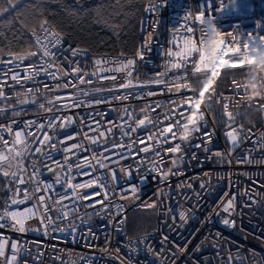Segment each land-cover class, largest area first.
<instances>
[{"label":"built area","instance_id":"2783aa9c","mask_svg":"<svg viewBox=\"0 0 264 264\" xmlns=\"http://www.w3.org/2000/svg\"><path fill=\"white\" fill-rule=\"evenodd\" d=\"M211 5V7H209ZM221 7L223 10L221 11ZM201 11L205 14V19L213 18L216 27L221 31L222 36L227 42L233 35L239 34L238 39H264V0H152L149 1L144 9L145 16L140 24L139 41L137 51L143 50L145 58L140 60L134 56H116L109 54L92 55L89 51L76 47L68 43L63 37L58 48H53L58 59L56 63L62 68L67 69L72 59L78 60L91 73L94 67V60L100 57H107L111 60L116 59H134L136 60L135 72L133 73L134 82L139 80L142 85L132 88H116V85L124 82L123 72H101V79L91 76V84L78 85L91 94L83 96L75 88H62L66 79L63 71L57 73L59 79H53L45 75L43 70L35 77L34 81L24 83L23 88L15 81L8 80V84L13 87H4V92L10 97L7 101L0 100V106L4 104L14 105V109H9L4 114H0V124H12L14 130H19L26 121H36L37 124H48L52 117L63 120L71 117L73 123L66 129L68 133L75 136V139L68 140L65 129H45L52 135L56 134V140H65L66 144H57L58 148H64L73 144L80 143L83 149H74L72 159L68 161L75 164L77 161L83 162L91 159L94 154L103 153L105 159L102 162L109 165V169L115 170L120 178V183L125 187L129 183H139V173L133 172L131 182L121 171L122 167L131 165L135 168L139 157L130 156L128 159L120 160L118 153H125L126 149L112 148L113 145L121 143H130L128 136L121 133L119 125L127 120L121 119L125 108L134 112L136 119L144 117L142 108L161 105L155 112L148 114L152 118H158L166 112L170 101L190 95L186 90L179 92L168 91L165 84L146 83L150 78H157L171 81V78L183 70L171 69L165 77H159L158 74L165 71V64L169 60L166 56V49H174L173 35L180 26L183 35V17L190 13L194 32L188 34L197 44L200 45L204 26L195 22L194 18ZM51 25V24H50ZM52 26V25H51ZM53 27V26H52ZM54 28V27H53ZM56 30V29H55ZM153 34V41L150 48L145 43L147 41V32ZM38 34L43 37V33L37 28ZM28 37L35 45V37L30 31ZM72 49H81L84 53L79 57H71ZM136 51V52H137ZM7 60V56L0 57ZM198 54L193 53L191 59H197ZM226 58V57H225ZM37 60L32 57L31 60H24L23 66L14 71L19 72L21 77L25 75L24 67ZM69 61V62H66ZM115 67V65H113ZM13 68L10 64H0L7 75V70ZM239 70V71H238ZM52 71H55L53 69ZM226 71L222 70L221 72ZM247 66L243 68L227 69V72L221 74L217 79H225V87L216 91L215 94H230L233 92L232 80L235 78L241 85L244 84ZM187 79H196L191 73V65L187 70ZM116 75L117 80L103 79V77ZM39 89L29 96V100H35V103L18 105L17 100L23 99L25 89ZM103 89L96 92L95 89ZM108 89H113L109 91ZM240 91H244L242 87ZM21 93L17 97L16 93ZM152 92L153 95H147ZM131 93V95H128ZM118 95H127V99L117 100ZM198 95V93H197ZM56 97L65 99L55 100ZM70 97V98H69ZM48 100H54L55 104H48ZM85 101L80 107H74V101ZM96 100L102 101L95 103ZM90 102V103H89ZM44 103L46 108H52V112H47L38 107ZM70 105V107L57 110V105ZM210 105V106H209ZM224 101L216 103L215 99L208 104L201 106V111L205 113L206 122L202 124L201 131L211 134L210 143L207 142V136H201V133H195L191 139V144L201 143L200 148L187 146L183 152L172 155L179 157L183 155L184 162L179 167L181 175L170 176L168 178L170 187L162 184L160 187L159 178L155 181L151 176L145 184L141 185L136 196L128 199H120L114 196L107 211H103L105 205L96 203L91 207L94 201L103 200V192L100 188L93 186L91 188L80 189L81 195L95 194L91 198L84 200L66 199L63 205H67L69 215L67 218L57 220L60 216V208L50 201L51 211L49 215L55 221L54 227L63 231H48L45 234L40 218H33L26 223V227L37 229V231H27L20 233L13 231L8 227L0 228V236L8 239V246L5 249L6 255L0 258V264H5L8 256L11 254V243L16 241L18 245H23V250L17 254V264H129L131 257L132 264H264V109L259 105H264V99L255 101L252 105L245 104L242 97H236L229 102V109L234 121L229 120L225 113ZM199 104L196 108L198 109ZM16 110L20 115L12 116V111ZM192 117L189 121H192ZM99 122L98 131H105L106 137L101 138L96 130ZM130 123L132 121H129ZM237 127L241 131L238 140V146H233L227 136L230 130L229 125ZM111 127V134H107V129ZM151 127H141L137 133L131 134V140H135L138 135L143 136L151 132ZM35 131V129H33ZM95 137L99 143L91 144L89 139ZM5 139L11 141L13 136L8 133H2ZM199 137V139H197ZM56 140L53 142L55 143ZM184 145L180 140L177 141ZM155 143V141H153ZM143 144L136 143L133 146V152L143 147ZM171 144L166 147H171ZM208 151H204V148ZM105 148L108 151L105 152ZM193 152L196 158H192ZM221 153L220 156L215 153ZM152 153H140L139 156H151ZM55 159L63 161L62 152L53 151ZM251 163H247V160ZM244 160V163L239 161ZM29 158L25 159V165L29 163ZM95 163V161H93ZM179 164V160H178ZM146 167V166H145ZM165 169L171 167L170 163L164 165ZM109 169H100L96 166L93 175H107ZM141 172L144 169H140ZM30 172V170H29ZM92 172L90 168H84L82 172L74 174L76 176L73 183H86L92 179V175L86 173ZM43 181L53 182L54 174L44 171ZM190 185V187H189ZM203 185L204 187H201ZM16 185L10 182L5 198L0 205V210L5 207V201L9 200L12 192L9 188L15 189ZM21 188H31V184L20 185ZM119 190V185H117ZM56 190L63 192L60 185H56ZM69 192L71 190H68ZM167 192V195H165ZM41 195L45 193L41 192ZM138 197V198H137ZM235 197L234 210L229 213L223 211L224 205L229 199ZM52 199H57L52 196ZM155 201L153 208L145 207L146 204ZM32 204L28 201L20 205L22 210ZM116 205L122 206V211L116 214ZM16 207V206H13ZM169 209L172 211L170 212ZM155 211L156 222L154 228L137 235H131L128 230V215L134 211ZM185 212L188 219L187 223L180 220L179 214ZM175 217V223L171 217ZM210 218V221H208ZM228 218L235 222L234 227L226 226L222 220ZM123 220V223L120 221ZM0 223H3L0 221ZM183 225V226H180ZM219 233V237H217ZM165 236L167 240H165ZM107 248V251L104 249ZM119 248V252L115 250ZM135 248V251L131 249ZM185 249L180 251V249ZM197 248L199 250L197 251ZM111 253V256L109 255ZM231 256V260L229 259ZM122 257L123 259H117ZM240 257V259H237Z\"/></svg>","mask_w":264,"mask_h":264},{"label":"snow or ice","instance_id":"6c2138e0","mask_svg":"<svg viewBox=\"0 0 264 264\" xmlns=\"http://www.w3.org/2000/svg\"><path fill=\"white\" fill-rule=\"evenodd\" d=\"M18 0H6V6L0 7V16H3L4 13L14 9ZM211 7V5H209ZM223 10V7L220 9ZM190 13L186 14L183 17L185 22L183 25V35L180 34L181 27L179 26L176 29V32L173 35V44L174 49H166V56L169 60L165 64V71L159 73V77H165L169 70H183L182 72L176 73L171 81L157 78L152 80L151 78L146 82L156 83V84H165L168 88V91L179 92L181 89L186 90L190 95H185L178 97L170 101L171 107L163 113L161 116L157 114L158 118H152L148 113L155 112L158 108L162 106L156 104L154 106H148L142 108L144 112V117L141 119H136L134 112L129 111L128 108L124 109L123 116L121 117L124 120V117H127V120H124L122 125H119L121 128V133L124 136H128L130 143H121L119 145H113L112 148H121L126 149L127 154L118 153L120 159L116 160L115 163L119 164L120 160L128 159L130 156L139 157L137 160L135 168L131 165L122 167L121 171L124 173V176L128 178V181L131 182L133 177V172L139 173L140 180L139 183L131 184L125 187L124 184L120 183V178L115 170L109 169V165L103 163L105 159H111V157H105L103 153L94 154L91 159H86L83 162L77 161V163L70 164L68 161L72 159L74 155V149H83V145L80 143L73 144L71 146H66L64 148H58L57 144L64 143L65 140H56V134L53 132L52 135H49V132L45 129H56L57 124L59 128L65 129V134L68 140L75 139L71 133H68L66 129L71 126L73 120L71 117H66L63 120L52 117L48 124L44 123L37 124L36 121H26L24 126L19 130H14L12 124L17 123L15 120L12 121V124L3 125L0 124V175L4 177H9L10 182L16 185L15 189L9 188V191L12 192V196L9 200L5 201V207L0 210V228L8 227L13 231L24 233L27 231H37V229L26 227V223L33 218H40L41 224L45 234L48 231H56L62 229H56L54 227L55 221L49 215L51 208L49 207V201L57 206L63 205V201L66 199L72 200H84L91 198L93 195H101L100 192L95 194H84L81 195L80 189L91 188L96 186L100 188L103 192V200L94 201L91 207H95L96 203L104 204L105 201H109V204L105 205L103 211H107L108 207L113 206L111 201L114 196H119L120 199H128L130 197L136 196L137 192L140 190L141 185L145 184L148 180V177L151 176L152 180L155 181L159 178V183L156 185L160 187L162 184H166L170 187V182L168 178L170 176L181 175L182 172L179 171L180 165L184 162L183 155L176 157L172 154L176 153L177 150L183 152V148L191 146L192 148H200L201 143H204L201 140V143L191 144V140L182 146L181 143H178V137L182 129L188 127L186 121H189V118L192 117V121L198 124V127L194 129V133H201V136H207V142L211 141V134L201 131L202 124L206 122L205 113L201 111V106L208 104L209 101L215 99L216 103L224 101L225 113L228 116L229 120L234 121L235 117L233 114L228 111L229 102L236 97H242L245 94L244 91H240L243 87L241 83L233 78L232 88L233 92L230 94H215L217 77L221 76L222 70L227 69H236L243 68L247 65V53L249 50V44L254 39L240 40L238 39L239 34L233 35L231 32L228 33L230 39L225 41L224 37L221 34V31L216 33L213 38H209L210 34L207 31H203L202 36L204 39L200 40V45L197 46L196 42L188 35L194 32L192 23H189L191 20ZM195 22H198L199 25L204 26L205 14L201 11L194 18ZM40 32L43 33V37L38 34L37 28L33 27L31 29L32 35L35 37V45L28 46L24 51H13L9 49L7 52L3 48H0V57L7 56L8 59L4 60L0 58V64H10L13 65V68L7 70V75L3 69H0V100L7 101L10 99L8 95L4 92V87H13V85L8 84V80L15 81L17 84H20L23 88L24 83L28 81H34L35 77L40 74V70H43L45 75H49L53 79H59L57 75L58 72L63 71L65 77H71V79H66L64 84L60 87L62 88H75L79 94L83 96H89L91 93L81 89L78 85L91 84L93 81L90 78L91 76H96L97 79H101L99 73L101 72H123L124 73V82L116 85V88H132L144 86L139 80H135L133 73L135 72L136 60L134 59H116L111 60L107 57H100L94 60L93 71L90 73L87 68L83 66L82 63L78 62L76 59H72L66 62H69V67L67 69H62L57 63L56 60L58 57L56 53L52 51L53 48H58L61 44L62 33L55 30L50 25V22L46 18H41L38 25ZM260 37H256V40ZM153 41V34L151 31L147 32V41L145 42L150 48ZM71 57H79L83 55L81 49H72ZM197 53V59H191L192 54ZM36 57L37 60L33 61L30 65L24 67L25 75L21 77L19 72L14 71V69L21 68L23 66V61L26 59H31ZM136 57L140 60L145 58V52L143 50L136 52ZM226 57V58H225ZM115 65V67H113ZM191 65V73L196 79L188 80L187 79V70ZM55 69V71H52ZM103 79H112L117 80L116 75L106 76ZM246 79V75H245ZM197 85H200L198 88ZM244 88V87H243ZM109 91L113 89H108ZM34 91H39V89L28 88L23 92V99H18L17 104L23 105L27 103H35V100H29V96L33 94ZM96 92L103 91V89H95ZM198 93V95H197ZM207 94V95H206ZM128 95H131L129 93ZM147 95H153L152 92L147 93ZM16 96H21V93L17 92ZM70 98V97H69ZM127 95H118L115 97L117 100L127 99ZM65 99L62 97H56L55 100ZM102 101L96 100L95 103L99 104ZM48 104H55L54 100H48ZM85 101H74V107H80L85 104ZM90 103V102H89ZM199 104L198 109L196 108ZM210 106V105H209ZM38 107L44 111L52 112V108H46L44 103L38 105ZM57 110L61 108L70 107V105H57ZM260 108L264 109V105H259ZM14 105L4 104L0 106V114H4L9 109H14ZM12 116L20 115L16 110L12 111ZM129 121H132L131 123ZM97 131L99 128V122H97ZM141 127H151L153 130L146 135H138L135 140H131V134L137 133L138 129ZM230 130L226 133L229 140L233 146H238V140L241 135V131L237 127L229 125ZM35 129V131H33ZM107 134H111V127L107 130ZM8 133L13 136L11 141L5 139L2 133ZM98 135L101 138L106 137L105 131H98ZM85 138L89 139L91 144H98L99 141L95 137H88L85 133ZM199 139V137H197ZM56 140L54 143L53 141ZM155 141V143H153ZM136 143L143 144L144 146L137 149L136 152H133V146ZM171 144V147H166V145ZM204 151H208L205 147ZM53 151L62 152L64 154L63 161L55 159L53 156ZM108 151L105 148V152ZM151 156H139L140 153H149ZM215 155L220 156L221 153L217 152ZM29 158V163L25 165V159ZM192 158H196L195 152H193ZM179 160V164H178ZM95 161V163H93ZM244 163V160L239 161ZM251 163L249 159L246 161ZM170 163L171 172L168 174L167 179H165V169L164 165ZM99 165L100 169H109L107 175H93V172L96 170V166ZM146 166V167H145ZM84 168L92 169V172L86 173L87 175H92V179L86 183H73L76 176V173L82 172ZM144 169L143 172L140 169ZM30 170V172H29ZM44 171L54 174L53 182H46L40 179L43 176ZM31 184V188H21L20 185ZM56 185H60L61 189H64L63 192L56 190ZM119 185V190L117 189ZM190 187V185H189ZM201 187H204L201 185ZM68 190H71L70 192ZM43 192L45 195H41ZM56 196L57 199L53 200L52 196ZM167 195V192H165ZM138 198V197H137ZM28 201H32V204L28 207L19 208L20 205L26 204ZM234 201L235 197H232L227 201L223 207V211L229 213L234 210ZM16 206V207H13ZM156 206L155 201L145 205L147 208H153ZM116 214H119L122 211V206L116 205ZM67 205H63L60 208V216L57 217V220L67 218L69 212L65 210ZM171 212L172 210L169 209ZM175 223V217H171ZM179 218L184 223H187V215L185 212L179 214ZM210 221V218H208ZM123 223V220L120 221ZM222 223L229 227H234L235 222L231 221L228 218L222 220ZM183 226V225H180ZM219 237V233L216 234ZM165 240L167 237L165 236ZM8 246V239L0 236V258L5 257V249ZM11 254L8 256L5 264H17V254L23 250V245L16 241L11 243ZM185 249L181 248L180 251ZM199 248H197V251ZM107 251V248L104 249ZM119 252V248L115 250ZM135 251V248L131 249ZM111 256V253H109ZM117 259H123L122 257H116ZM231 260V256L229 258ZM240 259V257H237ZM129 264H132L131 257H129Z\"/></svg>","mask_w":264,"mask_h":264},{"label":"trees","instance_id":"16d2710c","mask_svg":"<svg viewBox=\"0 0 264 264\" xmlns=\"http://www.w3.org/2000/svg\"><path fill=\"white\" fill-rule=\"evenodd\" d=\"M149 1L152 0H18L14 9L0 16V48L5 52L24 51L32 45L28 33L38 28L41 18H46L68 43L94 56H134ZM4 6L6 0H0V7ZM224 72L227 70L221 74ZM223 87L225 79H217L214 88L219 91ZM6 187V180L0 177V205ZM155 222V211H134L128 215V230L137 235L152 230Z\"/></svg>","mask_w":264,"mask_h":264},{"label":"clouds","instance_id":"9594fccd","mask_svg":"<svg viewBox=\"0 0 264 264\" xmlns=\"http://www.w3.org/2000/svg\"><path fill=\"white\" fill-rule=\"evenodd\" d=\"M203 30L209 32V38H213L216 33L220 32L213 18L205 20ZM246 66L243 102L252 105L255 101L264 99V39H254L250 42ZM186 123L188 127L182 129L178 137L183 144H187L193 138L194 129L198 127V124L193 121H186ZM176 153L181 152L177 150ZM170 172L171 169L165 171V179H167Z\"/></svg>","mask_w":264,"mask_h":264},{"label":"rangeland","instance_id":"374dc122","mask_svg":"<svg viewBox=\"0 0 264 264\" xmlns=\"http://www.w3.org/2000/svg\"><path fill=\"white\" fill-rule=\"evenodd\" d=\"M0 177L6 180V183H7V187L6 188H8V186L10 184V178L9 177H4L3 175H0Z\"/></svg>","mask_w":264,"mask_h":264},{"label":"bare ground","instance_id":"6f19581e","mask_svg":"<svg viewBox=\"0 0 264 264\" xmlns=\"http://www.w3.org/2000/svg\"><path fill=\"white\" fill-rule=\"evenodd\" d=\"M144 16H145V12L143 13L142 21H143V19H144ZM142 21H141V23H142Z\"/></svg>","mask_w":264,"mask_h":264}]
</instances>
